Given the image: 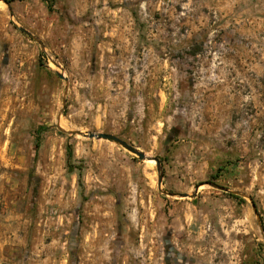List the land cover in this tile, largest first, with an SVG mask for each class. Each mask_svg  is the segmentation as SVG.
I'll return each mask as SVG.
<instances>
[{"label":"rangeland","instance_id":"374dc122","mask_svg":"<svg viewBox=\"0 0 264 264\" xmlns=\"http://www.w3.org/2000/svg\"><path fill=\"white\" fill-rule=\"evenodd\" d=\"M228 3L0 0V264H264V6Z\"/></svg>","mask_w":264,"mask_h":264},{"label":"water","instance_id":"95a60500","mask_svg":"<svg viewBox=\"0 0 264 264\" xmlns=\"http://www.w3.org/2000/svg\"><path fill=\"white\" fill-rule=\"evenodd\" d=\"M20 30H22L23 32H25L26 34H28L29 36L33 37L39 44L40 46L42 47V44L40 43V41L34 37L31 32H29L28 30H26L25 28L23 27H19ZM57 75L60 77V78H63V80L65 81V83L67 84V78L64 76L63 73L61 72H58L57 71ZM62 130V128H61ZM70 133H76V134H80V135H83V136H87V137H94V138H97V139H105V140H108V141H111V142H114L118 145H120L121 147H123L124 149H126L127 151H129L130 153L136 155L139 159H153L155 160L156 162V169H157V173H158V177H157V183H158V187L160 188V185H161V181H162V170H161V165H160V162L155 158H150L148 156H146V154L141 151V150H138L136 147H134L133 145H131L130 143H128L127 141H125L124 139L118 137L117 135L115 134H112V133H107V132H94V131H85V132H82V131H69ZM210 186L212 187H215V188H218V189H221L225 192H230V193H233V194H241L243 195L242 193L238 192V191H235V190H230L224 186H220L216 183H213V182H207ZM198 188V185L195 186V191L197 190ZM164 193L166 194H169V195H175L171 192H166V191H163ZM189 194L187 193H182L178 196H188ZM251 205L252 207L255 209L254 207V204L251 202Z\"/></svg>","mask_w":264,"mask_h":264},{"label":"crops","instance_id":"0c3cea01","mask_svg":"<svg viewBox=\"0 0 264 264\" xmlns=\"http://www.w3.org/2000/svg\"><path fill=\"white\" fill-rule=\"evenodd\" d=\"M215 5H229V1H245L246 4H250L252 6L263 5L264 0H209ZM260 1V2H259ZM248 2V3H247Z\"/></svg>","mask_w":264,"mask_h":264},{"label":"trees","instance_id":"16d2710c","mask_svg":"<svg viewBox=\"0 0 264 264\" xmlns=\"http://www.w3.org/2000/svg\"><path fill=\"white\" fill-rule=\"evenodd\" d=\"M36 145H38L37 144V142H36ZM69 170L71 171L72 170V168H69ZM230 196H233V197H235V198H238L239 196L238 195H236V194H233V193H228Z\"/></svg>","mask_w":264,"mask_h":264},{"label":"bare ground","instance_id":"6f19581e","mask_svg":"<svg viewBox=\"0 0 264 264\" xmlns=\"http://www.w3.org/2000/svg\"><path fill=\"white\" fill-rule=\"evenodd\" d=\"M56 69L60 70V68L58 66H56ZM149 161H152V160H149Z\"/></svg>","mask_w":264,"mask_h":264}]
</instances>
